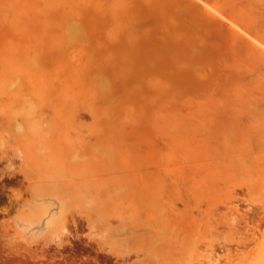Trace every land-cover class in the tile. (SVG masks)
I'll use <instances>...</instances> for the list:
<instances>
[{"label": "rangeland", "instance_id": "1", "mask_svg": "<svg viewBox=\"0 0 264 264\" xmlns=\"http://www.w3.org/2000/svg\"><path fill=\"white\" fill-rule=\"evenodd\" d=\"M38 1L41 5L47 1L51 6L48 15H41L30 24H20L30 25L29 28L37 32L50 33V41L38 47L48 56L38 60V85H42L43 77L50 82L68 76L74 89L75 82L81 83L83 96L80 100L94 107L99 119L95 121L87 111L79 113L84 126L80 127L83 131L79 130V134L85 136L76 135L75 125L65 128V132L74 131L72 138L62 139L68 158L66 164L55 165L57 168L51 175V179L61 185H51L45 191L51 190V195L41 197L35 196L36 188L16 171L27 165L12 153V144L15 147L18 143L6 135L0 137L1 141H6L2 151L14 156L12 170L4 167L8 160H0V191L7 193L6 196L0 194L3 211L0 214V264H167L165 255L151 252L146 238L147 227L156 214L150 201L151 192L145 187L129 186L130 178L136 175L147 178L148 169L153 168L149 166L150 158L165 157L167 180L156 194L158 202H165L166 206L158 212L169 213L178 227L184 215L176 211L173 215L167 203L176 202V207L182 208V203L174 198L178 192L184 194V185L171 179L175 174L188 171L192 172V181L195 178L198 185L202 183V187L209 189L201 201L211 200L218 209L221 202L222 209L227 193L222 178L224 173L227 175L235 170L239 181L232 178L230 182L231 185L235 182L233 186H237V190L230 185L229 179L226 184L238 195L242 196L244 190L243 197L250 199L247 200L250 204L240 201L239 209L252 204L251 207L256 208L253 217L260 215L264 203V148L259 155L248 151L251 145L245 134L256 122L264 123L263 56L253 52L244 42L211 39L199 26H191L179 13L160 3L158 11H146L130 0H0V14L31 12ZM262 1L261 8L253 7L248 11L264 18ZM63 29L79 34L77 38L67 39V45H63L67 47L55 40V32L58 34ZM2 45L7 49L5 38ZM61 54L67 57L64 61L60 60ZM128 58L134 63L130 71L126 63ZM257 62L263 63L260 74L255 70ZM39 100L41 110L51 114L47 105L56 103L55 94L40 95ZM45 100L46 103H41ZM254 110L262 113L250 119L247 114ZM105 115L108 119L101 120ZM155 124L168 135H164L162 149L150 151L147 142L151 137L147 138L145 130L148 125L154 132ZM49 131L38 136L41 141L49 140ZM26 168L30 170L31 165ZM178 168H182L180 173H177ZM217 169L224 174L221 183L216 178ZM211 178L215 180H210L214 185L207 182ZM61 201L64 216L53 226L51 215L59 211ZM41 205L47 207V211L44 215L39 211L38 218H33L32 214ZM193 210L197 216L195 208ZM257 218L250 222L254 237L244 249V255L234 254L235 249L241 247L228 242L227 247L233 249L232 256L218 264H264V218L260 222L255 220ZM196 222V233L204 231V227L215 226V222L208 221L204 215L197 217ZM63 225L67 232L61 231ZM219 226L217 224L220 238L213 236L209 240L215 241L213 246L220 253L216 248L220 245L216 242H223V236L228 233L226 226ZM131 227H136L133 234H129ZM125 237H130L128 243L122 241ZM181 237V234L176 237V251L181 262L173 264H186L184 259L191 252V244Z\"/></svg>", "mask_w": 264, "mask_h": 264}, {"label": "bare ground", "instance_id": "2", "mask_svg": "<svg viewBox=\"0 0 264 264\" xmlns=\"http://www.w3.org/2000/svg\"><path fill=\"white\" fill-rule=\"evenodd\" d=\"M199 1L202 2L203 5H201ZM130 2L133 5L136 4L138 7L146 11L157 10V8L159 9L160 8L159 3H160L163 6L170 8L172 11L179 13L188 21V24H190L191 26H197V27L199 26L204 32L208 34L207 36H209L211 39L244 42L249 45V47L253 50V52L264 57V26H263L264 18H261L258 15H253V13L248 11V10H252L253 7L261 8L263 4L262 0H252V1L250 0H244V1L241 0H130ZM245 2H247V4ZM50 8L51 6L47 3V1H45L43 5H41V3L38 1L34 6L33 11L31 12H29L30 10H28L25 12H18V13L12 12V14L9 13L0 14V137L6 135L13 142L18 143L17 145L15 144V147H14V143L12 144V150H13L12 153L15 156L20 157L22 160L26 161L27 165L16 171L22 174L24 178L28 179V183L33 188H36L37 191V194L35 195L36 197L51 195L50 192L51 190L45 192L46 189L49 188L51 185L54 186L61 185L57 181L51 179V175L54 173V169L57 168L55 165L58 166V164L61 162L66 164L68 158L67 157L68 153L64 151L67 149H65V146L62 145L63 144L62 139L63 138L67 139L69 138V136L72 138L71 134H73L74 131L72 133L68 131L70 134L69 135L68 132H65V128L69 129L70 125H75L73 129L75 130V133L77 135L79 134V130L83 131V129L80 128L81 126H83L82 120L79 117V113H81V111H87L88 113H90L91 116L95 118V121L98 115L94 107L87 106L85 105L87 104L86 102L84 104V102L80 100L81 96H83V90L81 88L82 84L75 82L74 85H76V89H74L75 86L74 88H72L68 76L63 77L62 79H57L55 77L56 80L54 79L53 81L50 82H47L46 78L43 77L41 78L42 85L39 84L40 87L37 83L38 60L40 57H41L40 59H45L46 57H48L47 54H45L46 52L40 51L38 47L40 43H46L50 41V38L48 36L50 35V33L47 34V33L37 32L36 29L29 28L30 25H26L27 26L26 27L20 24L21 22H26V24H30L34 22L36 19H38L39 16L41 15L47 16L48 15L47 10ZM7 24L10 25L9 28L7 27ZM46 24H48V22H46ZM47 30L49 32L51 31L49 29ZM55 33H56L54 34L55 37L57 35V38L55 39L57 40L56 42L60 41L62 46L67 45L66 41L68 38H77L79 36V34H77L76 32L70 29L59 30L58 34L57 31ZM51 35L53 36V34ZM248 36L253 40H250ZM3 38H5L6 41L8 42L7 49L3 48V45L1 46V42ZM63 47H67V46H63ZM71 51L73 52V50ZM89 51L92 52V50ZM158 51L160 53L161 49L159 48ZM54 53H50V54H54ZM81 53L83 54L82 51ZM8 56H12V59H7ZM94 56H97V54ZM66 58L67 57L65 54H61L60 57L61 61ZM90 58H93L91 54H90ZM42 61H39V63H41ZM44 62L46 61L44 60ZM126 63H127L128 71L132 70L131 67L134 64L133 59L128 58ZM255 65H256L255 67L256 72L260 74L263 70L262 69L263 63L257 62ZM98 82L96 81V83ZM160 82L161 80L159 79L158 80L159 85H161ZM262 85H264V83ZM102 88L103 89L106 88L105 85ZM47 94H55L56 96V103L53 105H47L50 106L49 108L51 109L52 112L51 114L44 113L41 110V105L39 100L40 95L47 96ZM94 95L96 94L94 93ZM102 95L103 94L100 95L101 99H102ZM41 103H46V100L41 101ZM33 108L34 111L32 112ZM261 113H259V111L254 110L248 113L247 115L248 117H250V119L252 118L255 119ZM47 118L50 119L48 120ZM102 118L108 119L106 115L105 117L103 116L101 117V120H104ZM106 119L104 121H106ZM104 121H103V125H104ZM43 122H46V124L42 125ZM105 125L107 127V123ZM148 127L149 126L147 125L146 130L148 132L144 129L146 134L148 133L147 138L151 137V139L149 140L146 138L149 141L147 142L148 144L146 143L147 146H149L148 149L150 151L153 150L154 148L162 149L161 147L165 143L164 135L165 136L168 135L166 134L167 131L165 132L161 126L156 125L155 127H157V129L154 128L155 130L153 132ZM87 130L88 129L85 128V132H87ZM47 131L51 133V136L48 135L49 140L43 142L40 140L38 136L44 134V132ZM245 135L248 137V140L250 141L249 143L251 145L247 150L259 155V151L262 148H264V123L256 122L253 125V129L250 132L248 131ZM89 136L91 135L89 134ZM96 137L95 140H99ZM99 137L101 139L100 135ZM73 139L75 138L73 137ZM5 143H6L5 140L2 141L0 140V160L1 159L8 160L7 167L6 165H4V167L8 168V170L9 169L12 170L11 160L14 156L12 157V155L7 154V152L5 151H2V147L5 145ZM6 147L10 148V145H6ZM81 149L83 148L81 147ZM14 150L17 151L15 152ZM74 154L78 155L76 154V151H74ZM81 154H83V152ZM148 162H149V166L153 165V168L150 170L148 169L149 174L148 175L145 174L147 175V178L142 179L141 175H136V176L134 175L135 176L134 178H130L129 186L145 187L147 188V190L151 192L150 201L153 209H155L156 214L154 215L153 217L154 219L149 225V227H147L148 232L146 238L147 241L149 242V246L151 248L152 253L156 255L157 254L165 255L166 257L165 260L167 264H169L168 262H170V264H173L175 262H181L180 257H178L179 252L176 251L178 247L176 237L179 234H181L182 235L181 238L186 241L185 243L189 245L191 244L190 246L191 252L184 259L186 264H218L220 263L221 260L222 261L229 260L232 256L233 249L231 251L230 248L227 247L228 242H232V243L234 242L239 247H241L238 249L236 248L234 254H237L238 256L239 255L241 256L242 254L244 255L246 251L244 249L245 248L247 249L249 247L254 237V234L252 235L253 231H251L253 225H251L250 222H252L253 218H256L257 216L258 218L255 220L259 222L260 220H263L264 203L262 204L261 210H259L260 215H257L259 214L257 213L258 212L257 211L255 212L257 216L254 217H253L254 214L253 212L256 210V208H253L254 205L253 207H251L252 205L251 204L244 209L243 208L239 209L238 203L240 201L247 202L249 198L247 199V197H243L244 190L242 187H241L243 190L242 196L241 194L238 195L236 191L233 190L235 188L233 186L234 183L239 181L237 178L238 176L236 177L237 172L235 170L230 171L229 174L227 175L226 173H224L225 176L223 178L221 175L224 174L223 172H221L220 169L219 170L217 169L216 172V174L218 175V176L216 175V178L223 179L226 186L225 189L227 190V193L225 192L226 194L224 196L226 197V199L224 198L223 199L224 202L222 201L224 205L223 207L224 209L222 208L223 210L220 209L221 207L220 205L222 203L219 201L221 200L217 201L219 202V209L217 208L218 206L213 205V202L211 203V200L201 201L203 200L202 198H204L207 195L209 189L207 187H202L201 185L202 183L200 184L201 186L198 185L195 178L192 181V172L189 171L188 173L183 172V174H175L174 176L170 174L171 176H173L171 180H175L176 182H182L184 185V190H183L184 194L181 195L178 192L177 196L174 198L175 200H178L182 203L183 205L182 208H177L175 205L176 202L167 203L169 205L168 207H170L172 214L174 211H176L177 214L184 215L183 222L178 227L174 223L169 213L166 214V213L158 212L159 208L166 206L165 202L164 203L158 202L157 194H156V190L159 189V187L164 186L167 180L166 174L168 173H166L167 171H165V168L168 167L167 165L165 167V157L164 156L159 157L156 160L155 158H153L152 160L150 158ZM198 164L200 165V163ZM28 165H31L30 170H27L26 168ZM145 165L147 166L148 164ZM169 168L171 169V167ZM180 169L182 170V168H178L179 172L177 173H180ZM211 171L212 170H210L209 173H211ZM170 173L172 172L170 171ZM213 176L215 177V173L214 175L212 174V177ZM232 178L233 179L237 178V180L233 182V184L231 185L232 182H230V180ZM228 179L230 185L233 186L234 188L230 187L231 188L230 189L229 185L226 184ZM210 180L215 181L211 178L209 179V181H207L210 182L209 184H211L212 182ZM246 180H248V178ZM218 181L219 180H217L216 182ZM249 181L250 180H248V183ZM219 182L221 183V179ZM218 184L219 183H217V186L219 187ZM241 185L243 184L241 183ZM219 188L222 189V187ZM245 195L247 196V194ZM80 197H83L81 192H80ZM62 202L63 201L60 202L59 211L51 215V222L53 226H55L58 223V220L62 216H64L62 214L63 212L61 211V207L63 206ZM203 202H204V207H202ZM252 203L254 204L253 201ZM193 208H195L197 216H194ZM37 209H38L36 210L37 212L32 214L33 218H35V216L38 218L39 211L42 212L43 215L47 211V207H44V205L43 206L41 205ZM202 215H204L208 221L209 220L214 221L215 226L206 229L204 227L205 232L202 231L201 233H196L194 232L197 223L196 220L197 217H202ZM217 224L218 227H220L219 224H223L224 226H226L227 227L226 231L228 233L227 235L225 234L223 236L224 237L223 242H218V241L216 242L220 245V248L215 246L216 248H218V250L220 249L219 250L220 253L217 252V250L213 246L214 245L213 243L215 241L212 243L211 240H209V237H213V236H216L217 239L220 238L219 233L221 230L217 228ZM65 225L61 227V231L63 232H67ZM221 227L223 226L221 225ZM135 230L136 227H131V229L129 230V234L135 233L136 232ZM129 239L130 237H125L123 238L122 241L128 243Z\"/></svg>", "mask_w": 264, "mask_h": 264}, {"label": "flooded vegetation", "instance_id": "3", "mask_svg": "<svg viewBox=\"0 0 264 264\" xmlns=\"http://www.w3.org/2000/svg\"><path fill=\"white\" fill-rule=\"evenodd\" d=\"M0 194L3 195V196H6L7 193H3V194H2L1 191H0ZM1 213H3V211L1 210V207H0V214H1Z\"/></svg>", "mask_w": 264, "mask_h": 264}]
</instances>
